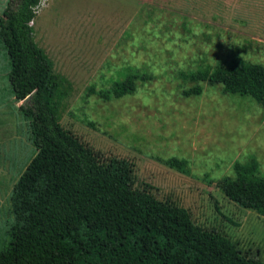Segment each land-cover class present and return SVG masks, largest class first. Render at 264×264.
<instances>
[{
	"label": "rangeland",
	"instance_id": "374dc122",
	"mask_svg": "<svg viewBox=\"0 0 264 264\" xmlns=\"http://www.w3.org/2000/svg\"><path fill=\"white\" fill-rule=\"evenodd\" d=\"M6 0H0V14ZM34 43L59 82L61 128L100 154L132 164L134 188L187 211L198 228L264 262V218L226 199L218 183L252 156L264 177V108L179 72L232 62L264 64V0H39ZM125 68L151 76L134 93L102 101ZM0 45V247L12 222L11 188L35 154ZM90 89L94 92L91 93ZM183 159L189 175L163 165Z\"/></svg>",
	"mask_w": 264,
	"mask_h": 264
},
{
	"label": "trees",
	"instance_id": "16d2710c",
	"mask_svg": "<svg viewBox=\"0 0 264 264\" xmlns=\"http://www.w3.org/2000/svg\"><path fill=\"white\" fill-rule=\"evenodd\" d=\"M39 0H6L0 14V45L7 81L29 119L35 154L13 184L12 222L0 247V264H264L244 258L224 237L196 227L186 210L134 188L133 167L124 159H103L59 125V82L51 63L33 41L31 23ZM102 101L134 93L151 76L125 68ZM193 86L183 97L219 85L223 94L248 97L264 108V64L232 62L179 72ZM90 92L94 91L90 89ZM163 165L189 175L186 161ZM232 176L218 183L222 195L264 218V177L250 156L234 162Z\"/></svg>",
	"mask_w": 264,
	"mask_h": 264
},
{
	"label": "water",
	"instance_id": "95a60500",
	"mask_svg": "<svg viewBox=\"0 0 264 264\" xmlns=\"http://www.w3.org/2000/svg\"><path fill=\"white\" fill-rule=\"evenodd\" d=\"M28 98H29V96L26 97V98H25L24 100H22L21 102H22V103L26 102V101L28 100Z\"/></svg>",
	"mask_w": 264,
	"mask_h": 264
}]
</instances>
